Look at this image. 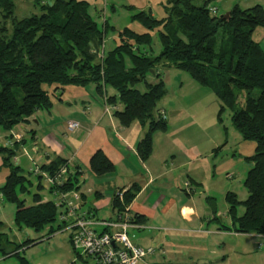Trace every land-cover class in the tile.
Segmentation results:
<instances>
[{"label": "trees", "instance_id": "16d2710c", "mask_svg": "<svg viewBox=\"0 0 264 264\" xmlns=\"http://www.w3.org/2000/svg\"><path fill=\"white\" fill-rule=\"evenodd\" d=\"M42 1L35 0L39 15L17 20L12 0H0V129L10 132L36 112L49 111L54 91L91 84L103 98L104 112L108 108L105 113L112 114L121 127L137 123L144 130L137 154L146 161L152 153L153 134L166 132L168 124L164 111L156 107L166 94L158 65L183 72L218 100L217 120L221 122L224 110L231 111L234 130L243 141L254 143L253 154L245 160L247 198L239 202L234 194L227 193L225 200L235 233L264 236V50L252 38L256 29L264 28V7L243 10L235 6L228 18L222 19L210 12L213 8H208L207 2L195 5L194 0H165V19L157 21L145 12L134 13L131 21L148 33L138 35L124 28L117 32L118 44L105 52L106 24L98 26L86 1L51 0L40 5ZM155 31L160 52L152 56L149 33ZM139 84L144 87L142 92ZM107 87L114 95H105ZM240 93L244 94L241 106ZM110 107L115 110L110 111ZM15 156L12 148L0 147L2 166L8 170L0 196L15 207L13 226L35 232L47 228L48 235L54 234L60 229L56 223L58 208L51 201L42 202L38 194L32 196L29 205L21 199L32 183L13 164ZM62 166L68 167L65 160L57 158L39 170L52 177ZM113 169L100 150L89 159V170L96 177ZM37 179L38 192L42 189L41 176ZM53 189L59 193L73 191L69 174ZM137 192L135 186L119 191L121 201L115 194L111 202L114 214L125 212ZM239 205L243 207L240 217L236 215ZM129 220L140 224L138 216ZM27 242L32 241L16 245L0 232L1 257L18 258ZM7 247L12 250L6 252ZM20 264L27 262L21 259Z\"/></svg>", "mask_w": 264, "mask_h": 264}, {"label": "crops", "instance_id": "0c3cea01", "mask_svg": "<svg viewBox=\"0 0 264 264\" xmlns=\"http://www.w3.org/2000/svg\"><path fill=\"white\" fill-rule=\"evenodd\" d=\"M84 1L90 6V0ZM194 2L197 5L207 2L208 8L215 9V13L221 7H225L226 13L235 6L243 10L255 5L264 7V0ZM165 4V0H104L101 7L93 4V8L97 18H102L103 24H106L104 38L111 32V43H116L118 30L108 24L105 10L127 13L125 28L142 35L148 32L132 22L130 17L136 12H145L161 21L166 18ZM127 7L133 10L129 12ZM156 32L149 33L151 39L157 38ZM157 70L164 78L166 71L175 69ZM148 81L154 82V79L149 78ZM66 88L53 92L49 111L36 112L10 132L0 129V147L12 148L16 152L13 163L19 167L20 159L27 162V175H22L28 177L32 186L34 182L35 188L39 182L37 178L41 176L42 190L47 194L41 197L42 202L55 203L58 198L47 190L45 176L48 174L39 169L58 158L68 164V174L76 189L71 192L80 195L81 207L85 206V212H90L98 221L115 217L111 208L115 194L132 186L138 188L127 210L130 218L138 216L140 224H132L127 230V237L134 246L155 250L139 264H242L239 256L244 254H250L255 261L257 259L264 264V236L235 233L231 219L223 222L216 210L214 193L217 191L226 197L232 192L227 190L228 187L214 192L206 185L203 177L206 166L202 161L209 155L204 156V152L195 145L180 143L177 136L167 138L157 132L152 136L150 157L142 161L137 154V146L144 130L137 123L123 128L112 114L105 113L103 98L96 95L94 85ZM110 90L108 93L105 89V95H114V91ZM75 96L80 97V102ZM74 99L82 108L77 107L78 102ZM164 108L160 109L168 118ZM70 121L78 123L77 130L67 129ZM97 150L114 167L111 173L102 177L94 176L89 170V159ZM2 168L0 158V187L8 174V170ZM1 203L5 202L0 196ZM104 212L105 216L99 215ZM129 231L132 232L130 236Z\"/></svg>", "mask_w": 264, "mask_h": 264}, {"label": "rangeland", "instance_id": "374dc122", "mask_svg": "<svg viewBox=\"0 0 264 264\" xmlns=\"http://www.w3.org/2000/svg\"><path fill=\"white\" fill-rule=\"evenodd\" d=\"M103 1L90 0L91 4L88 9L99 27L102 26L103 19L97 18L93 4L99 8L103 5ZM12 2L14 4L13 17L17 20L40 14V9L35 5V0H12ZM43 3L45 2L42 1L40 5ZM194 4L197 5L196 2ZM105 11L108 24H112L118 31L126 27L128 22L127 13L121 11L112 13L110 9ZM224 14H226L225 7H221L215 13L218 17ZM106 32L107 28L103 29V34ZM111 37L112 33L108 32L106 38H103V41L105 39V45L103 46L105 52L118 44V42L111 43ZM117 38L116 41L118 40ZM252 38L260 42L264 50V28L256 29ZM152 49L153 56L160 52V44L156 36L152 37ZM162 66L163 64L158 65V68ZM164 76L166 94L156 106L157 109L161 107L167 109L168 118L166 117V119H168V124L166 132L163 134L167 138H176L177 136L180 143L195 145L204 152V156L209 155V158L206 157L202 161L206 166L203 175L206 185L208 184L209 187H212L214 192L216 189L223 190L228 187L227 190L236 195L237 201L243 202L247 198V191L243 185L248 170L245 160L253 154L254 143L243 141L239 133L234 130L231 124V111L224 110L221 114V122L217 120L219 111L218 100L207 89L194 83L187 74L178 70H171L166 71ZM137 88L141 92L144 90L142 84H139ZM44 89L47 91L51 90V88L46 86ZM106 91L108 93L111 92L108 87ZM96 95L94 94V99H96ZM253 96H257V92H253ZM75 98L79 100L80 97L75 96ZM77 99H74V101H77ZM243 100L244 94L240 93L238 95L239 106L243 104ZM79 102L77 107L82 108ZM20 157L19 155L18 159ZM19 167L22 169L23 174L27 175V162L25 159H20ZM2 169L5 170V168ZM35 185L33 182L29 192L21 196V199H24L27 205L32 203L33 195L38 194L40 197L47 195L42 189L37 192ZM214 194H216V210L220 213L222 221L226 222L230 217L225 197L217 193V191ZM58 211L60 212L59 209ZM85 211L86 208L83 206L79 212ZM236 212L237 216H240L243 212V207L239 205ZM14 213L15 207L13 204H0V232L5 234L7 239L16 245L24 241L32 242H27L22 246L23 248L19 251L20 255L18 258L13 256L4 258L0 254V264H20L21 259L25 260L27 264H90L88 258L76 259L75 253L67 241V233L59 230L54 234L48 235L47 228L37 232L28 228H15L13 226ZM89 214L91 213L89 212ZM99 215L105 216V212ZM92 216L95 219L94 215ZM56 223H58V216ZM56 223L53 224V229H55ZM130 234L132 235V232L129 231L128 235L130 236ZM11 250L12 248L10 247L5 248L6 252ZM239 257L242 264H261L259 260L256 259L255 261V258L250 254H244Z\"/></svg>", "mask_w": 264, "mask_h": 264}, {"label": "built area", "instance_id": "2783aa9c", "mask_svg": "<svg viewBox=\"0 0 264 264\" xmlns=\"http://www.w3.org/2000/svg\"><path fill=\"white\" fill-rule=\"evenodd\" d=\"M210 12L215 14L216 11L211 9ZM114 110L115 108L110 107V111ZM108 111L109 109L105 108V112ZM78 127V123L74 121L67 123L69 131H75ZM68 173V167L62 166L54 176L46 175L45 182L47 190L58 198L54 204L60 210L59 230L67 233V241L76 259L88 258L90 264H138L154 253V248H141L129 241L127 230L132 223H130L127 208L125 212L116 214L111 220L98 221L93 219L89 212H79L81 199L77 192L59 193L54 190V186L64 183ZM117 196L121 201L122 194L117 193Z\"/></svg>", "mask_w": 264, "mask_h": 264}, {"label": "water", "instance_id": "95a60500", "mask_svg": "<svg viewBox=\"0 0 264 264\" xmlns=\"http://www.w3.org/2000/svg\"><path fill=\"white\" fill-rule=\"evenodd\" d=\"M220 18H222V19H227V18H228V13L222 15Z\"/></svg>", "mask_w": 264, "mask_h": 264}]
</instances>
